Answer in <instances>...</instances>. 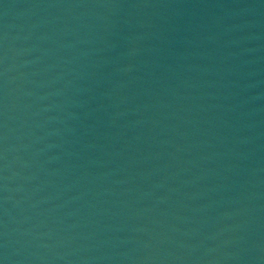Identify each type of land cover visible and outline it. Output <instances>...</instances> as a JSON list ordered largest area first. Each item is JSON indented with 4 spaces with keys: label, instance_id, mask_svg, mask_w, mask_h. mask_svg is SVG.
<instances>
[{
    "label": "water",
    "instance_id": "95a60500",
    "mask_svg": "<svg viewBox=\"0 0 264 264\" xmlns=\"http://www.w3.org/2000/svg\"><path fill=\"white\" fill-rule=\"evenodd\" d=\"M0 264H264V0H0Z\"/></svg>",
    "mask_w": 264,
    "mask_h": 264
}]
</instances>
